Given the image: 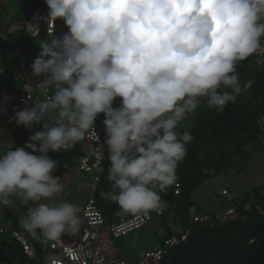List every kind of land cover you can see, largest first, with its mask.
I'll use <instances>...</instances> for the list:
<instances>
[{
	"label": "clouds",
	"instance_id": "obj_1",
	"mask_svg": "<svg viewBox=\"0 0 264 264\" xmlns=\"http://www.w3.org/2000/svg\"><path fill=\"white\" fill-rule=\"evenodd\" d=\"M45 2L48 15L62 19L68 31L51 47L42 46V58L32 68L36 75L48 73L47 82L57 90L34 107L16 111L12 119L31 128L49 109L58 115L53 126L44 123L45 130L35 131L23 147L0 155V204L11 207L12 196L23 204L36 202L20 220L33 235L39 229L55 239L66 226L77 233L79 205L43 202L63 187L52 175L58 162L47 153L67 151L86 137L99 141L95 125L103 113L107 178L118 189L111 200L129 215L159 213L160 193L177 183L176 169L193 140L179 130L181 122L197 109L198 97H208L218 112L235 101L217 89L234 86L239 93L232 73L238 61L260 47L264 0ZM8 99L3 97L5 104Z\"/></svg>",
	"mask_w": 264,
	"mask_h": 264
},
{
	"label": "trees",
	"instance_id": "obj_2",
	"mask_svg": "<svg viewBox=\"0 0 264 264\" xmlns=\"http://www.w3.org/2000/svg\"><path fill=\"white\" fill-rule=\"evenodd\" d=\"M258 23H264L262 18ZM3 33V32H2ZM9 46L17 53L18 59L5 56L0 47V65L7 70L6 77H10L14 65L23 57L29 69L33 72L32 64L37 58H42L43 45L48 44L51 47L52 39L44 32H40L37 36H30L26 31H15L4 34ZM1 40V39H0ZM238 78L240 85L239 93L235 92L234 86L221 85L217 92L221 95L228 93L236 97L235 101H229L224 110L218 112V106L209 104L208 97H198L200 100L197 109L186 115L181 122L180 131H187L193 136L192 142L186 145L187 154L185 158L179 162L176 169L177 177L181 185L180 193L174 194L173 189L169 187L163 194L162 205L163 213L168 200L177 204L174 211L179 218L182 226L176 231H181L184 228L192 225L188 207L194 204L190 194L195 190L197 185L207 180L211 174L205 172L212 170L218 173L224 169H233L236 173L245 171L249 161V151L247 145L261 136V125L264 124V64L258 65L252 54L244 61H238L236 71L232 73ZM36 77L41 75H49L48 73L34 74ZM251 81V86L246 85ZM66 86V85H61ZM53 89V88H52ZM57 89H53L55 94ZM119 100L116 101L118 105ZM46 123V118L43 124ZM42 127L35 129L31 127L29 136L35 131H44ZM26 133L24 132V140L27 141ZM39 143V142H36ZM264 146V143H263ZM29 150V149H27ZM30 151V150H29ZM80 145L77 143L74 148L67 150L64 153H51L47 155L57 161V167L52 171L53 177H59L69 170L72 166V159L80 154ZM38 154V153H36ZM109 161L107 158V148L105 151V159L103 161V171L95 192L97 206L102 213L107 217H113L115 213L122 211L120 207L111 200L110 194L118 192V189H113V182L108 180ZM59 182V181H58ZM259 187H255L248 195H243V201H249L250 207L244 208L240 203L238 205L236 216L222 223H217L213 227L202 225H192L193 229H202L216 237H224L233 233H239L243 239L249 240L246 235L248 229L253 228L263 217L259 209L264 211V196L256 193ZM104 196L101 197V193ZM254 198V202L250 201V197ZM258 207V208H257ZM16 222L15 215H10ZM164 216V215H163ZM16 228V227H15ZM23 230L28 237L32 238L38 244L34 235L28 232L24 227ZM171 229H168L166 235L171 234ZM30 238V240H31ZM32 242V241H31ZM39 246V244H38ZM3 249H6L4 251ZM0 250L6 252L8 256L16 257L21 260V257L26 256L21 246L9 234L0 233ZM28 257V256H27Z\"/></svg>",
	"mask_w": 264,
	"mask_h": 264
},
{
	"label": "built area",
	"instance_id": "obj_3",
	"mask_svg": "<svg viewBox=\"0 0 264 264\" xmlns=\"http://www.w3.org/2000/svg\"><path fill=\"white\" fill-rule=\"evenodd\" d=\"M48 6L36 9L32 12L30 17L24 22L12 23L7 32L26 31L30 36H37L41 31L44 32L52 40L68 31L64 21L60 18L52 19L48 15ZM2 38L6 40L5 35L0 33ZM260 47L253 53L254 59L258 65L264 64V35L259 38ZM1 54V51H0ZM7 70L0 65V107H6V112H0V134L7 129L14 132H19L22 138V147L25 145L24 140V126L17 125L12 119L16 111L25 107H34L37 103L43 102L52 97L53 89H57L55 83H48L47 76L41 75L36 77L27 66L23 57L14 65L10 77H6ZM53 88V89H52ZM9 97L6 104L3 97ZM57 111L49 109L41 121V123H34L35 129H40L46 118V123L49 126L55 124L57 118ZM97 134L99 141L89 140L87 137L84 141L78 142L84 149L81 150L78 157V177L83 180L87 189V193L82 205V217L84 226L82 228L80 237L74 241L68 242L58 236L55 239L47 238L43 233H38L36 240L42 251V264H127V262L117 255V246L113 238L121 237L135 231L152 219V213H139L135 216L119 211L114 216L107 217L97 206L95 199V192L103 171V161L105 159V151L107 146L103 144V134L97 125ZM261 136L264 137V125H261ZM27 150V149H26ZM51 153H64L66 150L59 151L49 150ZM213 174L212 170H207ZM173 193L179 194L181 185L177 181L172 187ZM160 193L161 199L163 194ZM221 194H226L227 191L222 189ZM260 196H264V183L256 190ZM243 197H237L227 206L223 211L204 212L199 211L190 214L192 225H202L206 227H213L217 223L225 222L236 216L238 205L241 203L246 209L250 207L249 201H243ZM250 201L254 202L251 196ZM258 208V207H257ZM162 215V211L157 213ZM259 212L264 215V211L259 209ZM189 225L183 230L172 232L169 235L160 237V243L154 249H147L137 257L134 264H161L165 255L169 250L190 234L194 229ZM1 234H9L21 246L22 252L31 258L36 256L35 246L32 244L27 233L23 229L10 228L7 226H0ZM249 242L252 239L247 240ZM6 251V249H3ZM0 264H14L10 260L0 259Z\"/></svg>",
	"mask_w": 264,
	"mask_h": 264
},
{
	"label": "rangeland",
	"instance_id": "obj_4",
	"mask_svg": "<svg viewBox=\"0 0 264 264\" xmlns=\"http://www.w3.org/2000/svg\"><path fill=\"white\" fill-rule=\"evenodd\" d=\"M2 34H7L6 29L0 28ZM0 47L5 56L13 59H18L17 53L9 46L7 40L3 39L0 34ZM264 118V114L262 115ZM104 114L101 113L97 117L96 125L103 134L104 139V125L102 121ZM264 125V124H262ZM30 128L24 127L26 138L29 137ZM264 139L258 138L247 145L249 151V161L244 172L236 173L233 169H224L218 173H213L204 182L197 185L193 193L190 194L191 200L194 204H190L188 207V213L193 214L195 212H217L223 211L229 206L235 198L243 195L250 194L255 187H259L264 183ZM16 147H22V138L19 132H14L10 128L4 131L0 135V155L4 154L9 149H15ZM84 149L80 146V150ZM78 157L72 159V166L69 170L65 171L59 183L63 185L61 191L54 194L53 198L45 200L43 202L48 203L50 206L58 205L62 202H70L79 205V211L76 216L81 220L79 235L78 233H72L70 228L66 226V230L63 234L69 235L71 239L76 240L80 237L82 228L84 226V220L82 218V203L85 199L87 189L81 183L78 174ZM225 189L226 194H221L220 191ZM13 201L12 206L8 207L0 204V226L16 227L23 229L20 220L27 214L29 208L36 207V202L29 201L27 204L21 203V197L12 196L9 197ZM71 199V200H70ZM177 204L168 200L165 206V213L163 215H156L154 211L152 213V219L141 228L130 232L129 234L121 237H114L113 241L117 246V255L123 258L127 264H134L137 260L140 252L147 249H154L160 243V237L166 235L168 229L176 231L182 226L179 218L174 213ZM81 214V216L79 215ZM10 215H15L12 218ZM37 236V230L34 238ZM31 238V237H30ZM32 244L35 246L36 256L34 258L22 256L21 260L16 257L8 256L6 252L0 250V259L10 260L14 264H42V251L37 243L31 238Z\"/></svg>",
	"mask_w": 264,
	"mask_h": 264
},
{
	"label": "water",
	"instance_id": "obj_5",
	"mask_svg": "<svg viewBox=\"0 0 264 264\" xmlns=\"http://www.w3.org/2000/svg\"><path fill=\"white\" fill-rule=\"evenodd\" d=\"M246 235L251 242L239 233L216 237L194 229L169 250L161 264H264V215Z\"/></svg>",
	"mask_w": 264,
	"mask_h": 264
},
{
	"label": "crops",
	"instance_id": "obj_6",
	"mask_svg": "<svg viewBox=\"0 0 264 264\" xmlns=\"http://www.w3.org/2000/svg\"><path fill=\"white\" fill-rule=\"evenodd\" d=\"M43 6H47L45 0H0V28H4L7 31L8 27L12 23L24 22L25 20H27L30 17V15L32 14L33 11H35L36 9L42 8ZM0 33H2V32L0 31ZM62 176H61V178H62ZM61 178H60V180H61ZM77 178H78V174H77ZM80 181H81V179H80ZM81 183L85 187V183L82 181H81ZM82 205H83V203H82ZM81 209H82V207H81ZM79 213H80V210H79ZM26 215L23 214V216H26ZM79 215L81 216V214H79ZM79 231L75 235V237H77L79 235ZM38 233H42V231L37 229V234ZM61 236L64 240H66L68 242L74 241L73 239H71V237H69V235L61 234Z\"/></svg>",
	"mask_w": 264,
	"mask_h": 264
}]
</instances>
